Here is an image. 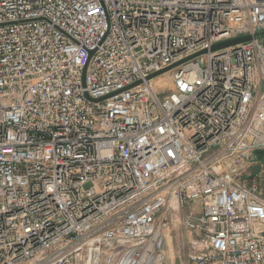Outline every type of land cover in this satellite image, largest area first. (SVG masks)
<instances>
[{"label":"built area","instance_id":"obj_1","mask_svg":"<svg viewBox=\"0 0 264 264\" xmlns=\"http://www.w3.org/2000/svg\"><path fill=\"white\" fill-rule=\"evenodd\" d=\"M262 31L264 0H0V264H172L176 224L264 264Z\"/></svg>","mask_w":264,"mask_h":264},{"label":"rangeland","instance_id":"obj_2","mask_svg":"<svg viewBox=\"0 0 264 264\" xmlns=\"http://www.w3.org/2000/svg\"><path fill=\"white\" fill-rule=\"evenodd\" d=\"M162 79L167 84L166 86L170 84L168 75H163ZM160 81L162 80L158 78L155 80V83L158 84ZM257 157L258 159L264 161V151L262 154H258ZM191 204L192 206H195L194 203ZM186 212L187 209L182 208L180 211V216L184 215ZM166 232V241L164 245L168 256L167 258L172 264H191L187 257L190 250L188 242L192 239L191 233L177 224Z\"/></svg>","mask_w":264,"mask_h":264},{"label":"water","instance_id":"obj_3","mask_svg":"<svg viewBox=\"0 0 264 264\" xmlns=\"http://www.w3.org/2000/svg\"><path fill=\"white\" fill-rule=\"evenodd\" d=\"M257 36H264V31L262 32H258L257 33ZM252 39V35H244V36H239V37H235V38H232V39H227V40H224V41H221V42H218V43H215L212 45V47L210 48L211 51H216V50H220V49H223V48H227L229 46H233V45H236L237 43H241V42H246L248 40ZM206 50H202V51H199L189 57H186V58H183L182 60L180 59V61L176 62V63H173L171 65H169L168 67H165L159 71H156L155 73H151L147 78H153L159 74H162L163 72H166L168 71L169 69L173 68L174 66L188 60L189 58H194V56H197L199 54H202V53H205ZM259 153H261V151H259Z\"/></svg>","mask_w":264,"mask_h":264},{"label":"bare ground","instance_id":"obj_4","mask_svg":"<svg viewBox=\"0 0 264 264\" xmlns=\"http://www.w3.org/2000/svg\"><path fill=\"white\" fill-rule=\"evenodd\" d=\"M156 79H158V78H156ZM156 79H155V80H156ZM159 79H161L162 81H160V83L156 84V83H155V80H154V84H155V85H160L161 83L164 82L163 79H162L161 77H159Z\"/></svg>","mask_w":264,"mask_h":264}]
</instances>
